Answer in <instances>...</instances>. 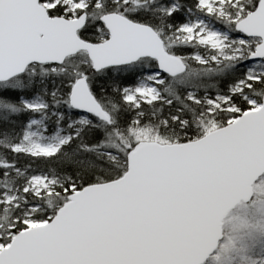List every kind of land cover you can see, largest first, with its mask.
Masks as SVG:
<instances>
[{"label":"snow or ice","instance_id":"obj_1","mask_svg":"<svg viewBox=\"0 0 264 264\" xmlns=\"http://www.w3.org/2000/svg\"><path fill=\"white\" fill-rule=\"evenodd\" d=\"M0 264H264V0H0Z\"/></svg>","mask_w":264,"mask_h":264}]
</instances>
